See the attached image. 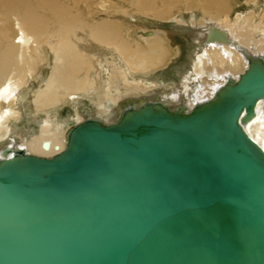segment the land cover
Segmentation results:
<instances>
[{
  "label": "water",
  "instance_id": "water-1",
  "mask_svg": "<svg viewBox=\"0 0 264 264\" xmlns=\"http://www.w3.org/2000/svg\"><path fill=\"white\" fill-rule=\"evenodd\" d=\"M250 58L189 110L127 99L51 157L4 149L0 264H264V151L239 123L264 100Z\"/></svg>",
  "mask_w": 264,
  "mask_h": 264
},
{
  "label": "bare ground",
  "instance_id": "bare-ground-1",
  "mask_svg": "<svg viewBox=\"0 0 264 264\" xmlns=\"http://www.w3.org/2000/svg\"><path fill=\"white\" fill-rule=\"evenodd\" d=\"M232 1L131 0L129 13L111 0H0V159L7 148L51 157L73 125L115 123L127 99L189 110L211 98L250 57L264 59V2L238 11ZM93 4L120 22L89 19L82 8ZM167 19L190 36L172 87L157 77L175 59L173 35L159 29ZM239 123L264 151V100Z\"/></svg>",
  "mask_w": 264,
  "mask_h": 264
},
{
  "label": "rangeland",
  "instance_id": "rangeland-1",
  "mask_svg": "<svg viewBox=\"0 0 264 264\" xmlns=\"http://www.w3.org/2000/svg\"><path fill=\"white\" fill-rule=\"evenodd\" d=\"M111 6H118L120 8H125L128 9L129 13H135L136 7L131 6L130 2L131 0H111ZM250 1V0H249ZM257 1V0H255ZM259 2L263 3L264 0H258ZM248 0H233L232 1V5L233 7H235L236 10L241 11L243 9H246L248 7L247 4ZM84 13L86 14V16L89 19H93V20H100V21H104V20H108L110 19V16H113L112 19L116 20L118 22H120V18L118 15H115L112 12H105L104 8H102L101 6H97V4H93L89 9H86L85 7L82 8ZM233 11L234 13L236 12ZM186 10H184L183 12H185ZM196 12H198V14L201 13L200 10H196ZM188 13V12H185ZM124 22H127L125 20H123ZM167 19L165 21L162 22V24L159 26V29L162 31H166L167 33H169L170 35L172 34L171 32H173L171 30V25L174 24V22ZM171 22V23H170ZM131 29L132 30H136V32H139L138 34H142L141 31H139L138 26L135 23H131L130 24ZM150 32H148L147 34H149ZM173 35V34H172ZM189 35L187 33H175V35L172 36V43L171 46L174 48V58L173 60H171L164 68L163 71L157 73V77L158 78H164V80L166 81L167 85H169L170 87L175 86V80L177 79V75L175 73H177V69L184 67L187 64V58H189V49H190V44H189ZM188 56V57H187ZM186 60V61H184ZM173 62V63H172ZM178 66V67H177ZM154 79V78H153ZM90 106H92V104L90 103L89 100H86ZM66 107L64 108L65 113L69 112V106L66 104Z\"/></svg>",
  "mask_w": 264,
  "mask_h": 264
}]
</instances>
